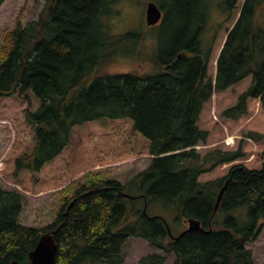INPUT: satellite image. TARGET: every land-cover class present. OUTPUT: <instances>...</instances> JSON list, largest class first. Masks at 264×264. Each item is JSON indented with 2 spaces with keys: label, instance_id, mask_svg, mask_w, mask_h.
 <instances>
[{
  "label": "trees",
  "instance_id": "16d2710c",
  "mask_svg": "<svg viewBox=\"0 0 264 264\" xmlns=\"http://www.w3.org/2000/svg\"><path fill=\"white\" fill-rule=\"evenodd\" d=\"M120 1L47 0L38 19L26 23L23 6L0 44V98L25 103L20 116L32 130V143H17L7 162L13 173H27L25 188L35 191L41 182L64 176L58 166L48 168L80 132L110 160L149 153L151 165L125 183L102 171L70 182L62 191L57 219L41 228L19 222L23 195L0 186V264L28 260L40 236L58 227L55 264H123L124 247L132 237L164 252L143 256L142 264H165L169 253L175 254L173 264H256L247 244L264 228V149L259 166L233 164L226 174L204 181L202 175L247 152L242 145L234 148L237 139L206 152L196 145H206L210 138L211 130L200 121L215 91L247 85L222 112L239 120L237 126L249 115L252 120L257 106L264 111V0H244L217 59L216 77L209 74L216 38L205 43L200 37L209 0H153L164 12L156 27L179 28V40L168 53L151 58L159 72H111L117 48L134 41L138 51L143 38L140 31L115 34L111 20ZM239 1L221 5L228 21ZM32 100H37L35 108ZM92 124L100 125L99 140ZM245 135L264 140L256 130ZM1 169L4 175L6 164ZM152 203L172 209L173 223L151 214ZM244 206L246 216L237 210ZM190 218L200 220L206 231L181 229L175 234L174 228Z\"/></svg>",
  "mask_w": 264,
  "mask_h": 264
},
{
  "label": "rangeland",
  "instance_id": "374dc122",
  "mask_svg": "<svg viewBox=\"0 0 264 264\" xmlns=\"http://www.w3.org/2000/svg\"><path fill=\"white\" fill-rule=\"evenodd\" d=\"M149 1L152 0H121L117 4L116 9L118 11L111 20L112 23L114 22L115 34L140 31L143 38L138 45V51L134 41L124 42L117 48L115 55L118 60L110 66L111 72L129 70H136L140 74L159 72L160 69L156 67L151 58L155 55L168 53L172 48V42L179 40L178 33H176L179 28H175L171 24H165L161 27L147 24L146 7ZM223 2L224 0H209V13L204 28L206 31L200 36L201 39L205 40V43H210L213 38H216L214 53L209 64L211 77H215L217 73V59L225 45L229 34L228 30L233 26L240 14L244 0L238 2L237 8L233 12V17L229 21L228 11L221 6ZM46 3L47 0H5L0 7V44L5 33L15 27L17 17L25 4L27 8L24 22L26 23L33 19H38ZM246 86L244 83L242 86H237L238 88L231 87L228 91H215L206 105V113L205 111L203 112L200 121L202 127L211 130L210 138L205 143L207 146L202 148L203 152L220 147L224 148L223 142L233 143V137L236 135L237 144L234 148L242 145L245 152H247L246 156L232 163L217 167L213 173L202 175L201 180L218 178L226 174L233 164L257 162L255 166H259L262 162L261 152L264 149V140L259 142L251 139L245 135V132L247 130H256L264 133V111L258 109L257 106L255 111H253L252 120H250L251 115L244 119L242 118L243 122L248 121L244 125L240 124V126H237L239 120L227 119L222 115L223 110L235 103L238 92ZM37 105V100H32L31 107L35 108ZM24 106L25 103L21 100L6 102L0 98V162L3 161L4 165L6 164L7 166L4 175L0 171V186L5 190H17L23 195V210L19 217L21 224L37 228L48 227L53 224L62 207L61 199L64 187L72 181H83L84 176L89 172L102 171L108 177L125 183L151 165L153 155L149 153L120 161L110 160L108 156L105 157L103 152L97 148V143L93 139H82L79 132L78 137L74 133L72 144L62 153L58 162L48 168L49 170L58 166L64 176L59 180L41 182L35 188L37 189L35 191L27 189L24 185V175L27 173L22 172L18 175L15 172L13 173V167H10L7 162L8 159L10 164L12 151L17 146V143H25L26 147L32 143V130L28 124L24 123L23 116H20ZM214 113H216V117ZM92 125L91 130L98 135L99 138L97 140H99L102 136L100 125ZM87 133L92 138L89 130ZM237 210L246 216L248 207L244 206ZM150 213L164 215L169 222H171L172 218L173 220L176 218V213L172 209L160 203H152L150 205ZM170 215L174 217L169 218ZM181 224L174 228L175 234L179 233L181 229L185 230L188 228V219L181 222ZM247 247L252 251L256 264H264V228L260 237L254 242L248 243ZM124 253L125 262L123 264H142L141 258L143 256L151 253L163 254L164 252L143 238L132 237L126 243ZM167 257L165 264H173L175 254L169 253Z\"/></svg>",
  "mask_w": 264,
  "mask_h": 264
},
{
  "label": "water",
  "instance_id": "95a60500",
  "mask_svg": "<svg viewBox=\"0 0 264 264\" xmlns=\"http://www.w3.org/2000/svg\"><path fill=\"white\" fill-rule=\"evenodd\" d=\"M162 18V10L157 5L156 2L151 1L147 5L146 9V21L148 25H155ZM229 181L221 188L217 204L216 210L219 208L220 203L223 199L225 191L227 189ZM130 196L129 194H125ZM189 226L182 233L191 232V231H206L201 221L196 218L188 219ZM59 227L44 232L35 247L29 252V260H26L22 264H55L56 256L58 251V243L55 238V234L59 231ZM10 264H20L18 261H13Z\"/></svg>",
  "mask_w": 264,
  "mask_h": 264
}]
</instances>
